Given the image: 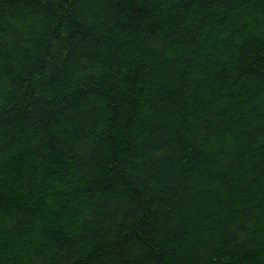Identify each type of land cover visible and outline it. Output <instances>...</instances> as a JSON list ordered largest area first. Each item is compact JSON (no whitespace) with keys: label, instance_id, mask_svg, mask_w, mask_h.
I'll list each match as a JSON object with an SVG mask.
<instances>
[{"label":"trees","instance_id":"1","mask_svg":"<svg viewBox=\"0 0 264 264\" xmlns=\"http://www.w3.org/2000/svg\"><path fill=\"white\" fill-rule=\"evenodd\" d=\"M0 264H264V0H0Z\"/></svg>","mask_w":264,"mask_h":264}]
</instances>
